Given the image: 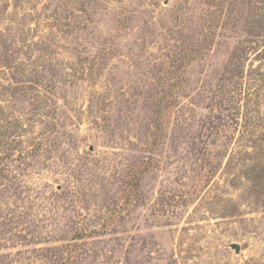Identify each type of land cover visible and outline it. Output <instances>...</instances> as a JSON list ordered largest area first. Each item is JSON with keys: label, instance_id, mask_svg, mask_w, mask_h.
<instances>
[{"label": "rangeland", "instance_id": "obj_1", "mask_svg": "<svg viewBox=\"0 0 264 264\" xmlns=\"http://www.w3.org/2000/svg\"><path fill=\"white\" fill-rule=\"evenodd\" d=\"M263 54L264 0H0V264H264Z\"/></svg>", "mask_w": 264, "mask_h": 264}, {"label": "water", "instance_id": "obj_2", "mask_svg": "<svg viewBox=\"0 0 264 264\" xmlns=\"http://www.w3.org/2000/svg\"><path fill=\"white\" fill-rule=\"evenodd\" d=\"M231 249L235 250V252L238 254L240 252V246L239 244L233 243L231 244Z\"/></svg>", "mask_w": 264, "mask_h": 264}, {"label": "trees", "instance_id": "obj_3", "mask_svg": "<svg viewBox=\"0 0 264 264\" xmlns=\"http://www.w3.org/2000/svg\"><path fill=\"white\" fill-rule=\"evenodd\" d=\"M238 57V56H237ZM264 57V54L262 55V58Z\"/></svg>", "mask_w": 264, "mask_h": 264}]
</instances>
